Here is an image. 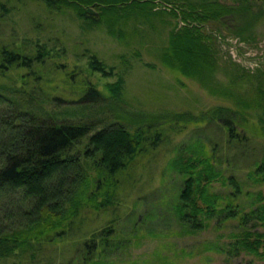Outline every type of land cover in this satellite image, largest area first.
Returning a JSON list of instances; mask_svg holds the SVG:
<instances>
[{"label": "trees", "instance_id": "16d2710c", "mask_svg": "<svg viewBox=\"0 0 264 264\" xmlns=\"http://www.w3.org/2000/svg\"><path fill=\"white\" fill-rule=\"evenodd\" d=\"M27 1L0 0V27L6 25L8 18L20 10V4ZM30 1L42 5L49 14L72 9L82 31L105 25L108 34L119 41L125 39L122 22L129 16L150 20L155 15L170 14L176 25L169 32L160 58L167 67L185 76H195L201 70L211 71L217 66V41L211 32L204 29V24L217 23L226 27L229 33L245 36L249 30L247 25H232L228 19L234 14L246 16L255 5H264V0H232L237 5L221 0ZM156 2L166 7L148 8ZM181 22L183 25L180 26ZM14 31L16 29H11L8 36L0 35V73L6 75L12 68L22 72L15 74L21 82L13 88L0 84V262L15 263L11 257L20 254L21 260L19 248L34 247L32 243L55 247L61 241L71 240L79 242L75 251L79 258H70L67 264H107L104 258L124 244L118 238V230L128 214L124 219L117 217L101 223V226L89 228L81 226L83 220L78 219L82 211L90 207L102 217L111 216L120 207L119 190L125 188L127 176L136 169L138 158L145 151V143L149 144V129L162 134L156 125L162 119L166 118L169 123L195 120L196 117L188 114L190 118L187 119L185 113L153 115L142 119L147 123V129L138 127L132 131L127 122L135 119L127 118L124 111L119 113L122 107L118 104H124L120 100L126 82L124 69L109 63L90 47H84L81 53L85 67L75 65L72 74L80 71L90 75L95 72L106 79V93L97 85H88L86 82H91L88 78L82 80L88 88L81 98L83 102L89 100L91 102H87L92 103L99 95L102 96L104 101L100 105L111 109L114 122H108L95 131L97 125L93 119L59 121L50 113L40 114L42 107L36 105L39 103L38 94L47 83L45 68L64 69L66 64L59 61L65 54V47L57 49V39L50 36L35 34L34 37L20 38ZM120 59L122 66L129 64L124 55ZM145 65L155 67L149 62ZM241 101L243 106L249 104L250 108L264 111L263 88H257V94L249 100ZM230 111L228 108L216 109L220 116ZM226 124L231 136L238 141L247 138L229 120ZM87 136L88 145L81 151L78 145ZM230 142L227 141V145ZM204 155L193 157L182 153L172 164V169L176 168L183 175V185L174 205L177 218L190 231L204 229L206 220L219 215L224 220L239 219L244 229L234 235L237 237L235 252L244 248L264 259V231L248 228L251 222L264 225V194L258 193L259 204L245 212L235 203V196L242 191L237 178L232 175L226 177L213 158ZM87 159L97 164V176L94 178L86 173ZM249 173L264 181V147L256 168ZM219 179L234 187L233 196L222 208L218 204L221 196L209 189L210 184ZM136 208V203L131 210L127 208L129 216ZM81 229L86 231L79 235L77 232Z\"/></svg>", "mask_w": 264, "mask_h": 264}, {"label": "rangeland", "instance_id": "374dc122", "mask_svg": "<svg viewBox=\"0 0 264 264\" xmlns=\"http://www.w3.org/2000/svg\"><path fill=\"white\" fill-rule=\"evenodd\" d=\"M221 1L238 4L232 0ZM20 6V10L8 18L6 25L0 27V35L8 36L11 29H16L20 38L41 34L43 37L56 38L57 49L65 47V54L59 61L66 64L64 69L57 71L52 66L45 68L47 83L38 94L39 103L36 107H42L41 111L37 108L38 113H50L51 117L59 121L93 119L97 125L95 131L108 122H114L111 109L100 105L104 101L102 96L99 95L96 101L92 100L94 104L88 103L91 102L89 100L83 102L81 98L88 88L82 80L88 78L91 81L86 82L88 85H97L99 90L106 93V79L95 72L90 75L80 71L72 74L75 65L85 67L81 53L84 47H90L109 63L124 69L126 82L120 99L124 104H118L122 107L119 113L124 111L127 118L135 119L127 122L132 131L138 127L147 129V123L142 119L153 115L185 113L187 119L190 118L188 114L196 117L195 120L169 123L166 118L162 119L156 123L162 134L153 128L149 129L150 146L145 143V151L139 156L136 169L127 176L125 188L119 190L120 207L111 216L107 214L102 217L90 207L82 211L78 219L83 220L81 226L87 225L89 228L101 226V223L117 217L124 219L128 214L118 230V238L124 244L104 258L105 262L264 264L263 258L247 249L241 248L238 253L235 252L237 237L234 235L244 229L239 219L224 220L221 215L215 216L206 220L205 228L198 231H190L183 226L174 210L183 185V175L176 168L172 169L174 160L182 153L193 157L206 154L213 158L226 177L232 175L239 181L242 191L235 196L236 204L245 212L259 204L257 196L260 192L264 194V181L250 175L249 171L256 168V162L260 161L263 153L264 111L250 108L249 104L248 107L243 106L241 100L252 98L259 87L264 90V5H255L246 16L234 14L228 19L232 25L246 24L249 30L245 36L229 33L226 27L217 23L204 24V29L211 32L217 41V66L211 71L201 70L195 76L180 74L161 61L163 46L167 44L170 30L176 25L175 18L170 14L155 15L150 20L129 16L122 22L125 39L119 41L108 34L105 25L82 31L72 9L60 14H49L42 5L30 0ZM160 7L166 6L159 2L148 6L151 10ZM133 12L137 15L136 11ZM122 55L129 61L126 66L120 63ZM145 62L155 67H149ZM16 73L22 72L12 68L6 75L0 73V84L12 88L20 84L21 80L15 78ZM218 108L231 111L220 116L216 113ZM199 118L201 120H197ZM226 120L247 138L238 141V138L231 136ZM88 138L85 137L79 143L81 151L87 147ZM227 141L232 143L227 145ZM85 161L87 175L96 177V162ZM209 189L221 196L218 201L220 208L227 204L234 191V187L224 179L213 181ZM134 203L137 205L136 211L129 216L127 208L131 210ZM253 224L251 222L248 225L250 230L264 231V225ZM85 231L81 229L77 233L80 235ZM32 245L39 249H33L30 245L19 248L21 260V254L14 255L11 261L15 263L12 264H67L70 258H79L75 252L79 242L64 240L55 247ZM33 253L37 255L33 256Z\"/></svg>", "mask_w": 264, "mask_h": 264}]
</instances>
